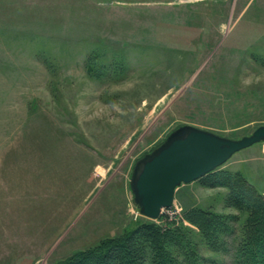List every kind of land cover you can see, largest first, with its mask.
<instances>
[{"label":"rangeland","instance_id":"rangeland-1","mask_svg":"<svg viewBox=\"0 0 264 264\" xmlns=\"http://www.w3.org/2000/svg\"><path fill=\"white\" fill-rule=\"evenodd\" d=\"M185 124H264V0H0V264H80L145 223L195 228L192 208L232 217L215 248L195 238L204 264H236L249 214L211 182L264 195V141L179 185L158 218L134 201L137 160Z\"/></svg>","mask_w":264,"mask_h":264},{"label":"trees","instance_id":"trees-1","mask_svg":"<svg viewBox=\"0 0 264 264\" xmlns=\"http://www.w3.org/2000/svg\"><path fill=\"white\" fill-rule=\"evenodd\" d=\"M216 175L211 184L230 189L229 206L249 214L236 245V264H264V195L242 177L223 172ZM184 218L195 228L182 223L176 225L172 220L166 226L145 223L121 237L105 240L97 248L77 253L76 259L80 264L86 261L87 264H204L205 257L198 250L195 231L210 248H215L222 243L223 233L231 230L228 223L232 217L192 208L185 212Z\"/></svg>","mask_w":264,"mask_h":264},{"label":"water","instance_id":"water-1","mask_svg":"<svg viewBox=\"0 0 264 264\" xmlns=\"http://www.w3.org/2000/svg\"><path fill=\"white\" fill-rule=\"evenodd\" d=\"M261 141L264 124L240 138L188 124L178 127L135 164L130 187L139 212L158 218L173 203L179 185L204 176L235 152Z\"/></svg>","mask_w":264,"mask_h":264}]
</instances>
